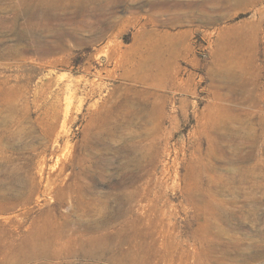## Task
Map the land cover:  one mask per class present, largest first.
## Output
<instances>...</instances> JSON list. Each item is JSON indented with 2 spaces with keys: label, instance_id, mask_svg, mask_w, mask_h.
Segmentation results:
<instances>
[{
  "label": "rangeland",
  "instance_id": "374dc122",
  "mask_svg": "<svg viewBox=\"0 0 264 264\" xmlns=\"http://www.w3.org/2000/svg\"><path fill=\"white\" fill-rule=\"evenodd\" d=\"M61 1L0 0V248L67 215L101 253L15 264H264V0Z\"/></svg>",
  "mask_w": 264,
  "mask_h": 264
},
{
  "label": "bare ground",
  "instance_id": "6f19581e",
  "mask_svg": "<svg viewBox=\"0 0 264 264\" xmlns=\"http://www.w3.org/2000/svg\"><path fill=\"white\" fill-rule=\"evenodd\" d=\"M12 2L16 3L17 5L26 4V9L28 8V6L30 7V5H33L32 8H30L31 10L28 11V13L31 14V18L32 17L35 18L37 16V13H40L46 18H51V19H55L58 17L55 15L56 11L62 10V7L66 3V2H62L61 0H12ZM37 3L40 5H42L41 3H43L45 4V6L40 9ZM68 20H73V17L70 16ZM94 39H96V33L91 34L90 39L87 40L90 41ZM87 40L85 39L84 43L88 42ZM60 51H61L60 49H56V48H52L49 50V52L52 54H56ZM222 59H223V54L220 52V50L215 51L213 64L216 66L218 65L217 67H219L220 66L219 61H221ZM107 61L109 60L107 59ZM53 62L55 63L56 61ZM158 68L160 70L157 69L159 71L157 73L152 74V76H156V78L158 77V80L161 83V81L164 82L166 79L165 77L166 72L163 70L162 67H158ZM219 72L221 73L223 71L219 70ZM108 73L110 74V72H107L106 74ZM169 76L173 77L174 74L172 73ZM77 180L72 185L69 184L66 187H60L56 190L53 189L56 197L54 194H51L52 191L47 194V196L50 199L51 206H54V210L60 209V207L64 205V200L62 199L61 196L63 195L68 196L70 194V191L74 190L75 187L74 185L77 184ZM86 191H87L86 189L85 191L82 190L83 193ZM58 195L59 198L57 197ZM79 197L81 198V200H83L82 193H79ZM66 217L68 216L67 215L64 216L62 220H57V219L52 221L45 220V222H42V218L39 219L38 221L36 220L32 226V229H30V231H28L22 237V242L19 245L10 246V249L0 248V254L2 253L3 256L2 258L3 262L6 264L7 263L15 264L19 261L32 260L34 258H44L47 260H51V259H58L64 254L67 255H74V253L81 254L79 250H76V247L83 249L85 252L89 251L90 255H97L101 249H104L103 245L98 243L97 237L86 236L84 230H80L74 227L71 228L68 222V218ZM77 222L80 224V226H83L84 224V222H82V220L80 219ZM100 223H101L100 221H96V223L92 225L94 226L93 232H96L98 229H100ZM127 262L129 264L141 263L139 262L138 258L136 257V255H134L133 252L129 255Z\"/></svg>",
  "mask_w": 264,
  "mask_h": 264
}]
</instances>
